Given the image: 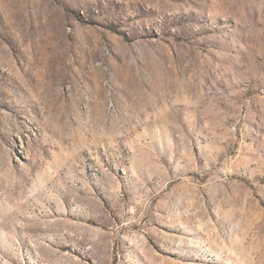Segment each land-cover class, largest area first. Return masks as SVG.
<instances>
[{
    "label": "rangeland",
    "instance_id": "obj_1",
    "mask_svg": "<svg viewBox=\"0 0 264 264\" xmlns=\"http://www.w3.org/2000/svg\"><path fill=\"white\" fill-rule=\"evenodd\" d=\"M0 264H264V0H0Z\"/></svg>",
    "mask_w": 264,
    "mask_h": 264
}]
</instances>
